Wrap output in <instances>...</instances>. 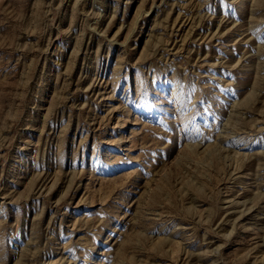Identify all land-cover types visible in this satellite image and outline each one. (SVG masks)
<instances>
[{
	"label": "rangeland",
	"instance_id": "374dc122",
	"mask_svg": "<svg viewBox=\"0 0 264 264\" xmlns=\"http://www.w3.org/2000/svg\"><path fill=\"white\" fill-rule=\"evenodd\" d=\"M0 264H264V0H0Z\"/></svg>",
	"mask_w": 264,
	"mask_h": 264
}]
</instances>
